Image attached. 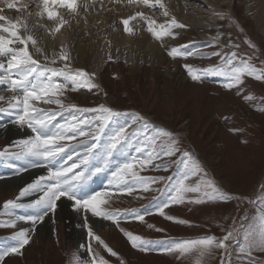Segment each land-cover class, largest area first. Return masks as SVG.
Listing matches in <instances>:
<instances>
[{
	"label": "snow or ice",
	"instance_id": "1",
	"mask_svg": "<svg viewBox=\"0 0 264 264\" xmlns=\"http://www.w3.org/2000/svg\"><path fill=\"white\" fill-rule=\"evenodd\" d=\"M120 2V0H113ZM0 0V85H7L8 96L0 94V113H6L14 119L11 124L21 129L31 131L24 139L17 140L12 148L0 150V159L8 167H15L12 161H23L24 167L16 168V174L29 168L46 170V175L37 176L31 183L21 188L18 197L4 202L3 210L9 220L0 222V228H17L20 221L29 223L31 229L20 228L10 237L13 243L0 244V264H5V258L21 255L22 249L32 240V234L37 225H42L45 218L55 215L57 208L64 201L71 202L73 211L83 215L82 227L87 231L89 243L80 245L86 250V257L79 251L71 254L69 264H109L101 255L93 242L100 245L112 257H118L96 233L90 223L91 217L110 221L120 229L131 247L141 252H151L153 245L163 244L158 250L165 255H171L182 264H205L216 254H219V264H231L233 244H239V255L250 257L256 249L264 251V214L260 217L256 230H245L244 224L222 227L223 235H202L195 238L164 241H152L120 228L122 219H133L144 222L145 215L137 209L111 210L109 203L113 192H122L129 196L139 192L148 193L154 189L152 185L166 180L168 190L163 193L164 198L152 197L155 212L165 220L179 225H189L190 221L178 219L166 214L165 209L173 205H203L209 202H228L234 197L223 191L216 182L208 177L202 163L190 151L181 148L179 137L170 131L158 128L145 116L138 112L115 110L105 104L94 108H82L76 104H65L62 97L69 89L77 91L80 87L89 90L99 88L96 84V73H89L84 69H72L71 53L64 41H61L59 52L55 50L57 36L79 26L81 19L87 23V17L94 9L96 0ZM135 6L156 11L162 10L164 22H158L144 11H137L127 18H121L123 32L130 37L137 35L130 26L131 21L142 22L146 25V32L166 47V39H176L179 33L175 30L185 29L188 25L178 21L172 15L163 0H126L124 6ZM111 10V9H109ZM6 11H14L17 15H6ZM225 17L220 16V19ZM112 30H118L113 20ZM43 31L52 41L49 51L44 43V37L39 35ZM89 33H86L88 35ZM218 32L214 38V46H219ZM111 47V41H107ZM249 47L255 45L246 40ZM225 47L239 49L240 45H233L231 40ZM186 46H172L167 50L170 58L188 57L204 58L203 52L185 50ZM220 62L217 65L203 69L185 64L183 67L193 82H201L210 76H220L226 79L225 89L238 88L243 85L245 77L264 81V69H258L248 59L238 58L237 51L227 53L213 52ZM108 60H113L109 54ZM62 63V67H50ZM54 76L65 77L66 83L54 81ZM251 100L253 97L247 96ZM56 105L59 110L43 109L37 104ZM264 111V109H262ZM67 112L70 119L63 123L53 122L57 116ZM122 117H130L121 122ZM0 127H5L0 124ZM231 131H236L232 129ZM74 142V143H73ZM134 148L133 155L129 149ZM71 150L66 159L63 155ZM122 158L114 163L117 158ZM167 158L177 166L175 178L151 177L141 175L145 170H164L168 163H155ZM63 159V162L59 161ZM71 161V163H69ZM106 176L107 188L92 190L88 188L94 177ZM195 177V181L193 178ZM163 191V190H159ZM27 203L20 202L22 198L33 197ZM143 198V197H142ZM238 199V197H237ZM16 209L27 210L23 215H16ZM14 217V218H13ZM246 218H241V220ZM53 222H55L53 220ZM149 229L162 232L164 229L155 228L148 224ZM120 264H125L121 259Z\"/></svg>",
	"mask_w": 264,
	"mask_h": 264
},
{
	"label": "rangeland",
	"instance_id": "2",
	"mask_svg": "<svg viewBox=\"0 0 264 264\" xmlns=\"http://www.w3.org/2000/svg\"><path fill=\"white\" fill-rule=\"evenodd\" d=\"M25 1L27 0H19V3ZM253 1L255 0H186L185 9L175 11L179 14L178 21L188 27L175 30L179 35L176 39H166L170 41L166 43V47H161V53L152 59L153 62L147 56L132 64L126 63L120 57L113 58L103 65L98 74L102 85L98 84V80L94 81L99 88L89 90L87 87H80L77 91L69 89L62 97L65 104L74 103L92 108L105 104L122 112L142 114L158 128L179 137L181 148L198 158L208 177L234 197L228 202L173 205L165 209L166 214L190 221L189 226L165 220L155 212L152 197L164 198L163 193L168 190L166 180L160 188L163 191L156 194L153 192L158 189L159 183L152 185L154 190L148 193L139 192L129 196L122 192H113L109 203L111 210L134 208L142 213H149L145 215L144 222L122 219L120 228L144 239L167 243L202 235L221 236V228L231 227L233 221L236 226L243 223L246 231L259 227L260 217L264 214V81L245 77L243 85L225 89L223 85L227 81L224 77L210 76L201 82H193L183 67L190 64L203 69L217 65L220 60L211 53L235 51L234 47H225L231 40L233 45H240L241 52L246 56L243 59L251 57L252 63L258 69H264V22L258 26L249 13V6ZM150 16L161 23L168 19L162 16L159 8ZM220 16L225 18L220 19ZM218 32L222 33L219 46L210 47L209 43H215L213 40ZM246 40L251 41L255 47H249ZM181 45L186 46L187 51L203 52L207 55L204 58L193 56L187 59H173L167 55V50L172 46ZM113 53L112 51L111 54ZM75 63L76 67L71 66L72 69H84L79 61ZM49 66L63 65L57 63ZM53 79L67 82L63 76H54ZM247 96L253 99L248 100ZM50 109L59 110L56 105H50ZM67 116L64 114L57 118L62 117L64 122ZM125 119L130 117H122L121 122ZM232 129L236 131H231ZM20 130V135L26 134L27 137V130ZM15 140L20 138L13 139L14 142L10 143L9 134H0V150L5 147L12 148ZM129 151L133 155H140L135 153L134 148ZM66 152L72 154L71 150ZM121 159L118 157L116 161ZM161 162L171 164L167 158L155 161L158 164ZM172 166L171 170L168 168L164 173L167 177L175 178L177 166ZM37 171L42 172L34 170L32 173ZM163 171L149 169L140 174L159 178L158 172ZM18 176H21V172ZM34 177L36 176H30L29 181ZM0 179V222H5L9 220V216L3 210L4 202L18 197L21 188L27 184L24 181H8L13 178L3 180L0 176ZM23 200L24 198L22 203ZM65 202L68 201L61 203L60 207ZM68 203L71 206V202ZM143 206L145 208L142 210ZM22 211L23 209H16L15 213L21 215ZM77 215L83 223V215ZM88 215L96 235L118 254V257H112L93 242V246L109 264H120L121 259L125 264H182L173 256L155 250L163 247V244L153 245L154 250L147 253L133 249L120 229L110 221L91 217L90 213ZM54 216L49 214L42 225H37L31 242L22 249V254L6 257L5 264H69L71 254L75 251L86 257V250L80 248V245L87 246L89 243L87 231L72 223L70 216L58 221ZM148 224L164 231L149 229ZM20 228L30 230L31 225L20 221L16 229L0 228V244L13 243L10 237ZM232 247L231 264H264V251L256 249L250 257H242L239 255V244H233ZM205 264H219V254L207 259Z\"/></svg>",
	"mask_w": 264,
	"mask_h": 264
},
{
	"label": "bare ground",
	"instance_id": "3",
	"mask_svg": "<svg viewBox=\"0 0 264 264\" xmlns=\"http://www.w3.org/2000/svg\"><path fill=\"white\" fill-rule=\"evenodd\" d=\"M27 2L28 0L23 3ZM80 2L83 3L84 0H80ZM163 2L167 6L169 12L172 15H175L177 19L179 18V14H177L175 9L180 12L185 9L184 5H186V0H163ZM89 3H91V0H89ZM125 4L126 0H120V2H113V0H96L94 5L95 10H92L91 14L88 15L87 23H85L84 19H81L79 26L74 24L73 28L65 31L63 36H57L55 41V50L59 52L61 41L63 40L71 53V66L76 67L75 62L79 61L84 70L89 73H96V81L98 80L100 70L103 69V65L108 61L109 54L115 55L112 56L115 59L120 57V59L129 64H132L134 61L138 63L145 56L150 58L152 61L156 55L161 53V46L159 42L155 41L151 35L146 32V25H143L142 22L138 23L136 21H131L130 26L136 30L137 35L135 37H130L123 32V25L119 24V20L121 18H127L129 15H133L131 7L136 9L135 12L144 11L145 14L149 16L153 13V11L146 8H137L134 5L126 7L124 6ZM249 13L254 18L256 24L261 26L264 22V0H255L251 2L249 6ZM5 14L17 15L14 11H6ZM113 20H115L118 25V30L116 31H113L111 27ZM86 33L89 34L86 35ZM39 35L44 37V43L48 47L49 51H51V39L48 38L47 34L43 31L39 32ZM107 41H111V47H109ZM169 41L170 40H166V43ZM112 51L114 52L113 54H111ZM5 88H7V85H0V94L8 96L9 93L5 90ZM0 106L6 107L7 105L5 102H0ZM36 106L47 110L50 105L41 103ZM2 118H6L7 122L6 124L3 123L5 127H0V134H9L10 143H13V139L16 138H26V134L20 135L19 129L21 128L10 123V120L14 117H10L6 113H0V119ZM55 122L56 121L53 123ZM24 129L27 130V136L31 135L29 133V129ZM30 174L33 173L28 169L27 171H22L21 176L8 181H13L15 183L24 181V184L26 185L30 182V176H28ZM44 174L46 175V170L44 171ZM16 176L18 175L16 174ZM33 198H35V196L25 197L23 202L27 203ZM71 211H73L72 207L68 202H65L62 207L59 206L57 208L54 219L58 221L60 218L67 219L70 216V221L72 223H75L76 226L82 225V221L78 219L77 213Z\"/></svg>",
	"mask_w": 264,
	"mask_h": 264
}]
</instances>
